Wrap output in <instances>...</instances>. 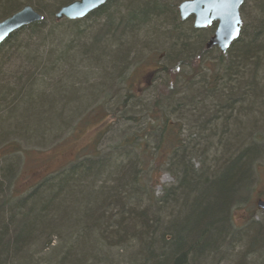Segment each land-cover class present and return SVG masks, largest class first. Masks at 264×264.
<instances>
[{
    "label": "trees",
    "instance_id": "trees-1",
    "mask_svg": "<svg viewBox=\"0 0 264 264\" xmlns=\"http://www.w3.org/2000/svg\"><path fill=\"white\" fill-rule=\"evenodd\" d=\"M30 1L0 0V18L25 5L44 15L0 45V141L22 140L1 146L3 156L90 124L102 106L95 99L119 98L110 95L112 76L131 74L126 56L155 36L153 45L165 47L158 73L166 70L171 84L137 115L139 95L123 83L129 93L117 108L133 110L138 131L124 129L122 114L107 116L100 154L90 151L21 196L9 191L12 164L0 167V264H264V222L237 231L231 221L246 202L251 161L264 166V0H252L248 27L242 22L238 40L213 59L205 41L214 25L197 31L186 21L175 36L158 35L156 24L177 18L168 0H106L61 22L49 12L74 0ZM90 106L92 117H80ZM186 130L197 146L182 147ZM163 166L173 183L155 196L152 176Z\"/></svg>",
    "mask_w": 264,
    "mask_h": 264
},
{
    "label": "rangeland",
    "instance_id": "rangeland-1",
    "mask_svg": "<svg viewBox=\"0 0 264 264\" xmlns=\"http://www.w3.org/2000/svg\"><path fill=\"white\" fill-rule=\"evenodd\" d=\"M27 1L30 0H23V2H27ZM70 1L66 0L63 3L67 4ZM168 1L175 5V10H176L180 2H182L183 0H168ZM59 6L61 7L62 5ZM243 7H244V14L241 15L240 13V16H241V20H243V23L248 27L249 23L252 20V13L254 9L252 0H247L246 3H244ZM44 8L45 11H50L49 8H46V6ZM54 13H56L54 10L53 11L51 10L49 12L51 16L54 15ZM45 14L47 16L46 12ZM1 20H3L2 17L0 18V21ZM188 24L191 25V27L193 28L192 20L188 21ZM212 34L213 32L211 33V35H209V37L206 38L205 42L208 41V39L212 36ZM149 42L152 43V45H147L146 48H143L141 49V51H139L138 53L136 52L134 54L139 58L140 65L137 67L138 74L135 77H132V79L129 82L131 88L134 89V91H136V93L139 95L138 99L135 102L137 106L134 109L135 111L134 113L137 115L139 114L137 113V110L139 112L143 111V106L145 104L150 105L151 102L154 100L155 96L160 95L159 93H161L162 98L166 97L164 88L159 84V82L163 81V79L160 78V75H158L157 80H154V75H152L153 72L158 74V69L161 66H164L165 47H163V45L160 46L153 45L158 42L157 36H155V38H151ZM208 51L212 53L211 54L212 59L217 57L218 50L216 48H213ZM211 57L209 58L210 60ZM71 86L74 85H72V83H69L68 85L69 89H71ZM122 86L123 83L121 82V80L112 83V88H111L112 93H110V95L113 96L118 93L119 98H116L117 104L115 103L116 99H113L114 101L113 100L109 101L108 99H102L101 96L100 98L95 99L96 101L93 103L94 104L93 106L98 104L102 106H99L97 110L93 111L96 112V116L94 119L90 120L91 121L90 124L87 123V125H84V123L81 124L79 123L76 125L78 126L77 129L79 128V130L71 137L72 140H69L68 142L65 143H59V138L61 137V135L56 134V135H52V138L51 137L48 138L47 142H43V145L39 143L19 144L21 148L25 151L23 153L19 152L16 155H10V154L7 155L8 154L7 151L3 156V152L2 153L0 152V167L4 166L6 161H8L9 164H12L11 169L13 170L11 169L10 170L13 171V174H11L9 177L11 184L9 191L11 192L14 198H16L17 196H21L26 192H29V190H31L34 186H36L39 182H41L46 176L56 173V171L66 167L70 162H74L76 160L88 156L90 151L91 153L94 154H100L101 150L105 147L106 143L109 141L108 136H105L104 138L101 137L100 129L104 127L105 125L104 122L106 121L107 116H111L112 114L116 116H120L122 111L121 108H117V105H120L123 102L122 99L125 95L124 93H129V92L123 93L120 90ZM74 88L77 89L78 86L75 85ZM105 90L108 91L109 86H106ZM47 93L53 94L52 91H49ZM110 95H108L107 98H111ZM93 106H90L91 108L90 107L87 109L85 108V110L81 111L80 117L83 116V114L89 113L90 115L88 116L91 118ZM116 109L117 111H115ZM110 119L112 120L111 117ZM174 119L175 118H172L170 120L173 122ZM200 120L205 121L204 118H201ZM182 122L185 124V126L188 124L185 120H183ZM119 123H121V121H119ZM138 128L139 126L138 127L134 126L133 130L138 131ZM67 130H70V128H68ZM8 139H12V140H5V138L2 139L0 141V147L3 145H7L8 143L12 145L13 142L11 141L22 142L21 139H18L17 137L14 138L13 136L9 137ZM95 149L97 153H95L94 151ZM199 150L200 149L198 148L197 153L194 150H193L194 152L192 151L191 153V158L194 159V164L196 167L202 161V158L199 155ZM10 151L11 150L9 149V152ZM159 159H160L159 163H161L163 158H159ZM206 164L208 165V163ZM4 167L7 168L6 166ZM152 180L153 182H156L154 183V188H153L155 192V196L161 195V187H165V186L169 187L173 183L172 177L168 174V172H166L164 166L160 168L158 172L153 173ZM251 180L255 181V184L250 183L248 188V193L244 197V199L246 198L245 204L240 205V207H238L239 210H237L232 214V219H231L232 225L235 227L234 229L237 231L245 230L246 227L251 222L252 223L264 222V210H261L257 207L259 201L264 202V166L263 168L259 169L258 173L252 171ZM6 195L7 193H5L4 196H2V199H4ZM249 220H251V222L248 223Z\"/></svg>",
    "mask_w": 264,
    "mask_h": 264
},
{
    "label": "water",
    "instance_id": "water-1",
    "mask_svg": "<svg viewBox=\"0 0 264 264\" xmlns=\"http://www.w3.org/2000/svg\"><path fill=\"white\" fill-rule=\"evenodd\" d=\"M246 0H187L177 7L179 19H192L193 29L200 31L215 25L212 36L205 49H218L225 54L230 46L238 40L242 28L240 10ZM106 0H76L59 9L56 21H75L85 18ZM42 17L30 6H25L14 14L0 21V45L14 32L33 23L41 22ZM257 207L264 210V203L259 201Z\"/></svg>",
    "mask_w": 264,
    "mask_h": 264
},
{
    "label": "bare ground",
    "instance_id": "bare-ground-1",
    "mask_svg": "<svg viewBox=\"0 0 264 264\" xmlns=\"http://www.w3.org/2000/svg\"><path fill=\"white\" fill-rule=\"evenodd\" d=\"M184 1H187V0H183L182 2H184ZM106 3V2H105ZM104 3V4H105ZM181 3V2H180ZM103 4V5H104ZM103 5H101L100 7H98V8H96L95 10H93L92 12H94V11H96V10H98L99 8H101ZM26 6H30L31 8H32V10L35 12V13H37L38 15H40L41 17H42V20L44 19V15H41V14H39L36 10H35V8H34V6L33 5H26ZM63 7V6H62ZM60 9V8H59ZM59 9H57V10H55V12L57 13L58 11H59ZM91 12V13H92ZM56 13H54V20L56 21V19H55V14ZM91 13H89V14H91ZM88 14V15H89ZM176 14H177V18H173V25L172 24H156L155 26H156V30H158L157 32H158V35H166V37H173V36H175L176 35V32H177V29L179 30V26L177 25V24H184L186 21H189L190 19H187V20H185V21H181L180 19H179V16H178V12L176 11ZM87 15V16H88ZM41 20V21H42ZM61 21H63V20H59V21H56V22H61ZM243 22V21H242ZM31 25V24H30ZM29 26V25H28ZM193 26V25H192ZM25 27H27V26H25ZM25 27H23V28H25ZM22 29V28H21ZM159 37V36H158ZM209 40V39H208ZM207 43V42H206ZM206 43H205V46H206ZM138 51H141L140 49H138ZM124 64H125V66L129 69V70H131L130 72H131V74L128 76V78L127 79H125L124 80V82H122V83H124V84H129V82H130V80L132 79V77H135L137 74H138V70H137V67L140 65L139 64V58L136 56V55H134V53H132V54H128L127 56H126V59H125V62H124ZM119 74V73H118ZM117 73L114 75V76H112L115 80H113V81H115L116 82V79H117V76H119ZM151 74V73H150ZM166 74H167V71L166 70H164L163 72H161V73H155V72H153L152 73V75H154V80H157V76L158 75H160V78H162L163 79V81H161V82H159V84L163 87V86H165V87H168L169 86V84H171V81H169L170 80V77H167V78H164L165 76H166ZM112 81V83H115V82H113ZM118 81V80H117ZM164 82V83H163ZM169 82V83H168ZM104 83V81H100V84H103ZM152 104V103H151ZM133 112V110L131 109V108H127V110L126 111H123L121 114H122V119H123V122H124V125H123V127H124V129H132L133 130V127L131 126V114H134V113H132ZM135 115V114H134ZM71 123V121H69V123L68 124H70ZM72 125V124H71ZM61 137L59 138V143H65V142H68L69 140H72V138L69 136V134H68V132L67 131H63L61 134ZM117 138V137H116ZM193 137H192V135H191V133L188 131V130H186V132H184L183 133V135H182V137H181V142H182V147H187L188 146V144L189 145H194V146H197L198 144H196L195 142H194V140H191ZM108 143V142H107ZM106 143V144H107ZM116 143V142H115ZM114 143V144H115ZM264 143V142H263ZM113 146V145H112ZM20 149H21V146L19 145V144H17L16 146H14L13 148H12V150H11V155H16L17 153H19L20 152ZM262 158H254L252 161H251V166L252 167H254V168H251L250 169V178H252V171H254V172H256V173H258L259 172V169H261V168H263V166H262ZM258 167V168H257ZM257 168V169H256ZM261 171V170H260ZM53 175V174H52ZM152 183H151V190H152V192H153V194L155 195V192H154V190H153V188H154V183H156V182H153V180L151 181ZM248 183L250 184H255V181H253V180H251V179H248ZM166 187V186H165ZM165 187H161V194H162V192H163V189L165 188ZM237 210H239V208L238 207H236L233 211H232V214L234 213V212H236ZM218 221H220V220H218ZM231 228V231H233V227H230ZM230 231V233L232 234V232ZM236 247H237V249L239 250V248H241V246H239V245H237L236 244ZM226 248V247H225ZM222 252H224V250H221Z\"/></svg>",
    "mask_w": 264,
    "mask_h": 264
},
{
    "label": "flooded vegetation",
    "instance_id": "flooded-vegetation-1",
    "mask_svg": "<svg viewBox=\"0 0 264 264\" xmlns=\"http://www.w3.org/2000/svg\"><path fill=\"white\" fill-rule=\"evenodd\" d=\"M25 6H26V5H25ZM25 6H23V7H25ZM23 7H22V8H23ZM22 8H21V9H22ZM18 11H19V10H18Z\"/></svg>",
    "mask_w": 264,
    "mask_h": 264
}]
</instances>
